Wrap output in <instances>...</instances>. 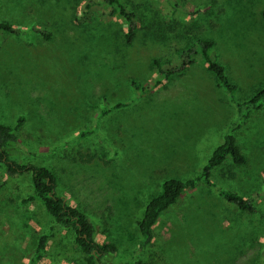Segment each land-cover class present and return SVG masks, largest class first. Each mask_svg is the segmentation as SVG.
<instances>
[{
    "label": "rangeland",
    "instance_id": "374dc122",
    "mask_svg": "<svg viewBox=\"0 0 264 264\" xmlns=\"http://www.w3.org/2000/svg\"><path fill=\"white\" fill-rule=\"evenodd\" d=\"M120 2L136 13L131 45L105 0H0V22L50 35L0 33V124L16 129L19 163L55 174L58 194L87 215L99 243L116 248L108 264L139 255L153 264H264V107L233 133L244 165L228 159L211 171L212 186L185 190L144 253L137 229L161 184L198 175L237 122L200 56L166 79L154 63L178 67L177 50L210 40L246 101L264 89V0ZM219 190L251 198L253 212ZM32 194L28 175L7 180L0 165V264H28L54 223L38 203H23ZM59 232L39 264H84Z\"/></svg>",
    "mask_w": 264,
    "mask_h": 264
},
{
    "label": "trees",
    "instance_id": "16d2710c",
    "mask_svg": "<svg viewBox=\"0 0 264 264\" xmlns=\"http://www.w3.org/2000/svg\"><path fill=\"white\" fill-rule=\"evenodd\" d=\"M105 2L111 8V16L122 17L125 20L127 30L124 35V41L126 45H131L137 32V26L134 23L136 13L128 12L120 0H105ZM86 8H89V5ZM262 17L264 18V11H262ZM26 31L40 35L44 39L50 38L47 32L35 26H31L28 30H25L7 22H0V33L7 32L20 36ZM212 49L213 42L198 39L189 48L176 51L180 63L178 67L165 69L162 68L159 62L156 61L154 63L158 74L166 79L174 74H182L194 62V57L200 56L207 70L216 78L218 87L226 92L228 98L235 106L237 122L223 134L221 143L214 148L198 175L187 180L175 178L165 180L161 184L157 195L147 202L137 227L140 237V253H144L146 247L151 243L153 239V227L160 215L171 207L185 190L195 188L198 183L212 186L209 179L211 171L221 166L228 159L236 166L245 164V157L236 144L233 133L240 127V124L249 118L252 112L264 107V89L246 101H237L236 88L229 80L225 68L215 60ZM16 144V129L0 124V165L4 167L7 180L16 179L25 174L28 175L33 194L24 200L23 203H38L54 222L37 237L35 249L28 264H39L44 260L49 244L60 233L59 231H63L70 236L71 244L84 264H108L106 260L115 253L116 248L112 244L99 243L96 240L97 231L95 225L83 211L76 206L70 205L64 197L58 194L56 190V176L49 168L19 163L18 156L15 155ZM11 150L12 153L10 152ZM219 194L229 205H232L239 211L251 213L254 210L251 198H243L236 193L224 190H219ZM122 264L153 263L146 261L139 255L134 261Z\"/></svg>",
    "mask_w": 264,
    "mask_h": 264
}]
</instances>
